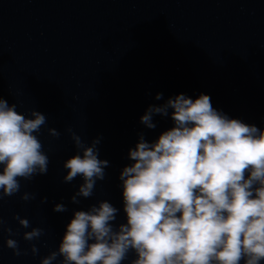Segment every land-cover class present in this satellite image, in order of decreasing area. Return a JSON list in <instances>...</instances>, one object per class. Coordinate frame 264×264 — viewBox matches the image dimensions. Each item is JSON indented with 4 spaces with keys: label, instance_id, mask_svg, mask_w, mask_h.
Here are the masks:
<instances>
[{
    "label": "water",
    "instance_id": "water-1",
    "mask_svg": "<svg viewBox=\"0 0 264 264\" xmlns=\"http://www.w3.org/2000/svg\"><path fill=\"white\" fill-rule=\"evenodd\" d=\"M178 94L208 95L215 109L264 129V0H0V98L28 118L32 110L46 116L36 135L49 157L46 174L21 179L20 192L0 201L4 227L18 233L0 230V264H40L58 251L74 211L100 201L119 210L114 226L126 223L119 176L133 163L129 149L140 133L154 142L173 127L170 116L154 115L155 129L140 117ZM69 128L89 145L100 138L98 158L109 162L79 203L71 197L82 177L63 180L64 162L78 151ZM25 192L35 199L21 200ZM56 204L67 211H53ZM32 228L44 234L24 240ZM9 238L28 254L14 255ZM135 258L130 251L122 264Z\"/></svg>",
    "mask_w": 264,
    "mask_h": 264
},
{
    "label": "clouds",
    "instance_id": "clouds-1",
    "mask_svg": "<svg viewBox=\"0 0 264 264\" xmlns=\"http://www.w3.org/2000/svg\"><path fill=\"white\" fill-rule=\"evenodd\" d=\"M163 98L157 93L156 100ZM171 110V112L169 111ZM154 115L170 116L173 127L154 142L139 134L128 152L129 160L119 176L126 223L114 226L118 209L100 201L87 211H74L66 225L58 251L40 264H122L130 251V264H262L264 262V129L230 118L212 106L208 95L192 99L184 94L150 105L140 122L155 129ZM28 118L0 98V201L20 192V180L46 174L49 157L37 133L47 123L32 110ZM78 150L63 167L64 182L77 176L83 183L71 197L90 198L97 180L105 177L107 160L98 158L100 138L86 144L69 128ZM49 135L60 133L48 129ZM21 200L35 199L25 192ZM43 198L41 203H46ZM55 212H65L56 204ZM22 228L30 222L13 216ZM0 216V230L17 235ZM42 228L23 233L26 241L38 240ZM6 246L16 256L27 255L18 241ZM35 244L31 253L38 254Z\"/></svg>",
    "mask_w": 264,
    "mask_h": 264
}]
</instances>
